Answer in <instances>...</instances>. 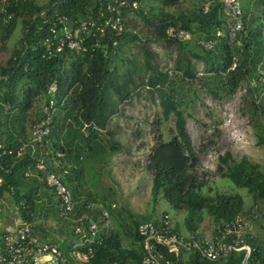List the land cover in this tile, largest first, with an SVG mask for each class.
I'll use <instances>...</instances> for the list:
<instances>
[{"label":"trees","instance_id":"trees-1","mask_svg":"<svg viewBox=\"0 0 264 264\" xmlns=\"http://www.w3.org/2000/svg\"><path fill=\"white\" fill-rule=\"evenodd\" d=\"M186 1L46 0L40 4L38 0H0V57L7 54L0 60V165L6 170L0 198L8 195L16 217L28 223L40 241L55 244L72 264L75 259L69 252L77 241L73 219L87 218L98 229L95 243L78 249L84 253L92 248L83 264H140L145 251L138 226L156 223L161 214L169 215L153 208L139 218L121 208L112 188H104L101 182L111 158L125 149L110 124L120 115V106L143 89L158 105L159 123L174 119L170 136L158 134L145 162L152 204L163 200L175 212L185 213L181 223L185 233L178 231V222L172 218V232L183 240L199 235L215 242L220 233L225 245L251 248L247 264H264V244H257L250 234L251 227L243 218L242 196L202 192L208 167L199 162L185 128L186 117H191L187 110L198 92L221 101L244 86L248 101L244 111L257 130V145L264 148V124L260 122L264 117V68L260 70L264 63V0H237V6L200 0L199 6L184 10ZM205 4L208 9L204 12ZM134 18L140 24L138 29L145 31L134 28ZM19 22L22 37L9 48ZM63 26L81 49L69 47ZM169 29H173L171 35ZM180 31L187 37H179ZM56 34L64 40L59 51ZM201 41L211 47L205 48ZM129 43L136 44L141 61L125 56ZM150 43L175 49L176 57L168 69L161 67ZM192 59L203 66L201 72ZM46 118L49 123L41 139L42 149L34 142V152L28 147L19 157L9 155L22 142H30L33 127ZM206 150L202 144L200 151ZM40 154L45 169L55 173L69 191L70 212L62 211L44 175L35 170ZM207 159L218 162L217 174L222 179L251 196L252 209L263 217L261 167L244 157L232 160L228 153L209 154ZM27 172L31 176L26 177ZM206 217L212 225L209 236L201 233V227L210 226L203 224ZM54 233L55 238L51 237ZM64 234L68 240L75 239L66 248ZM155 247L161 254L160 264H242L245 260V251H230L212 262L198 252L170 253L163 246Z\"/></svg>","mask_w":264,"mask_h":264},{"label":"rangeland","instance_id":"rangeland-1","mask_svg":"<svg viewBox=\"0 0 264 264\" xmlns=\"http://www.w3.org/2000/svg\"><path fill=\"white\" fill-rule=\"evenodd\" d=\"M45 1L38 0V3L43 4ZM149 4L155 5L156 3L149 1ZM183 4L182 9L185 10L189 9L193 4L199 6L200 0H188ZM174 11L179 12L180 10L174 9ZM131 22L135 25L134 28L137 31H145L146 28L138 29L140 24L137 18L132 19ZM22 31V23L19 22L9 41V48L22 37ZM141 34L144 33L142 32ZM129 46L130 50L124 53L125 56L134 57L137 61H141L136 44L129 43ZM149 47L156 53L161 67L168 69L172 65L176 57L174 48L166 49L157 43H150ZM6 57L7 54L1 55L0 60ZM192 60L196 70L201 72L203 66L197 64L194 59ZM262 67L264 68V63L260 66V70ZM246 95L244 86L221 101H214L204 92H198L197 100H195L193 105H189L187 110L191 113V117H186L185 128L190 138L191 147L199 162L202 166H204V161H207L208 164V168L205 170L208 178L202 192L207 194H238L242 196L246 212L243 214V218L250 225V234L251 236L254 234V240L256 241L255 231L260 228L262 215L258 212L255 213L254 208L252 209L251 196L244 189L235 187L229 180L222 179L217 174L218 162L210 163L207 159L209 154L215 153L218 156H224L228 153L232 160L237 161L244 157L250 162L258 164L261 170L264 171V148L257 145V130L248 122L247 114L244 111L248 103ZM261 95L260 93V97ZM120 110V115L112 120L110 128L117 134L125 149L123 153L114 155L107 167L102 171L101 182L103 187L112 188L111 190L117 195L118 205L121 208L128 209L126 211H130L139 218L150 214L153 208L156 209V213L167 211L178 222V231L185 233V229L181 225L185 215L184 212H175L163 200H160L157 205L152 204L149 194L151 177L144 167L149 151L154 141L158 138V134L161 133L162 137L166 138L172 133L174 129L173 117L168 121L159 123L161 118L158 105L149 98L145 89L141 90L139 95L134 96L128 103L121 105ZM260 122L264 124V117L260 118ZM210 141L214 143L213 146L207 145ZM202 144L204 149L207 148L205 152L200 151ZM207 188H209L210 192ZM1 216L3 215L1 214ZM49 222L53 226L54 224L56 225V223ZM203 224L210 225L208 228L201 227V233L209 236L208 234L212 233V225L207 217ZM55 236V233L54 235L51 234V237L55 238ZM66 237L64 234L63 239H66ZM73 241L75 239L72 241L66 239L63 248L70 246ZM263 244L264 242H261L259 245Z\"/></svg>","mask_w":264,"mask_h":264},{"label":"built area","instance_id":"built-area-1","mask_svg":"<svg viewBox=\"0 0 264 264\" xmlns=\"http://www.w3.org/2000/svg\"><path fill=\"white\" fill-rule=\"evenodd\" d=\"M226 5L237 6V0H222ZM122 5V3H120ZM109 8V7H108ZM208 6L205 4L203 10L207 11ZM238 13V12H237ZM238 26H236L237 29ZM115 28V26H113ZM53 32V31H52ZM62 32L65 34L70 48L81 49V46L72 39L69 30L63 26ZM54 33V32H53ZM173 29L168 30V34L171 35ZM220 35V32L217 33ZM179 37L187 34L184 31L178 33ZM54 38H57V50H61V46L64 44L63 39L59 34H56ZM46 46L49 49L51 44L48 42ZM202 46L209 49L210 43L200 42ZM45 113H48V109H45ZM49 119L42 120L39 124L33 127L32 136L30 142H22V144L15 151H8L9 155L19 157L28 149L34 152L35 145H38L39 149H42L41 139L47 133V125ZM2 147V146H1ZM214 159L215 156H211ZM35 170L39 173L42 172L46 186L53 190L56 198L59 199V203L62 211L70 212L72 210V199L68 190L61 183V180L53 173L45 169V158L40 154V157L36 159ZM6 172L2 165H0V187L3 184L2 173ZM26 177L31 176L29 172L25 173ZM12 191V190H11ZM64 214V213H63ZM68 216V215H66ZM77 226L74 230V234L77 237L76 243L70 249L69 255L74 261V264H83L87 258L92 254V248L87 247L86 252L80 253L79 248L85 245H92L95 243V236L98 233L96 223L88 220L87 218L73 219ZM85 222L87 228L82 224ZM260 226L264 230V216L260 220ZM173 220L168 214H161L159 219L151 223H143L138 226V235L144 237L143 249L145 254L140 261V264H160L161 254L156 252L155 245L163 246L170 253H177L179 251L198 252L201 257L209 261H218L222 257H226L230 251L239 252L245 251V260L242 264H247L246 260L249 258L251 248L247 245L239 246L237 243L231 245H225L220 241L221 235L218 233L217 241L203 240L199 235H191L183 240L182 237H178L173 232ZM227 233L230 230L226 231ZM239 232V229L236 233ZM31 231L30 225L17 218L14 224L6 226L4 231L0 232V264H72L67 258L59 251L55 244L42 242L35 237ZM154 242V244L151 243ZM100 244V241L97 242Z\"/></svg>","mask_w":264,"mask_h":264},{"label":"crops","instance_id":"crops-1","mask_svg":"<svg viewBox=\"0 0 264 264\" xmlns=\"http://www.w3.org/2000/svg\"><path fill=\"white\" fill-rule=\"evenodd\" d=\"M3 214V217L1 216ZM17 220L16 217V209H14L13 202H11L10 197L6 195L4 198H0V229L3 228V226H8L10 224H14V222ZM256 233V242L257 244H260L261 242H264V230L259 228V230L255 231ZM252 238L254 239V234H252Z\"/></svg>","mask_w":264,"mask_h":264},{"label":"clouds","instance_id":"clouds-1","mask_svg":"<svg viewBox=\"0 0 264 264\" xmlns=\"http://www.w3.org/2000/svg\"><path fill=\"white\" fill-rule=\"evenodd\" d=\"M203 163L205 167H208L207 161H204Z\"/></svg>","mask_w":264,"mask_h":264}]
</instances>
